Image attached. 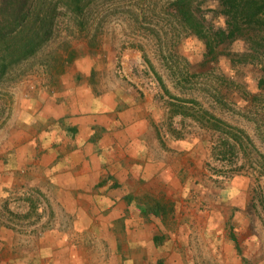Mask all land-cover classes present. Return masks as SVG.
Instances as JSON below:
<instances>
[{
  "label": "rangeland",
  "instance_id": "1",
  "mask_svg": "<svg viewBox=\"0 0 264 264\" xmlns=\"http://www.w3.org/2000/svg\"><path fill=\"white\" fill-rule=\"evenodd\" d=\"M49 1L59 11L51 39L0 74V154L23 138L24 99L94 84L138 106L163 148L178 151L181 181L195 180V204L213 217L212 245L197 238L196 263L264 264V51L241 37L207 48L179 9L189 4L211 36L225 28L214 0Z\"/></svg>",
  "mask_w": 264,
  "mask_h": 264
},
{
  "label": "crops",
  "instance_id": "2",
  "mask_svg": "<svg viewBox=\"0 0 264 264\" xmlns=\"http://www.w3.org/2000/svg\"><path fill=\"white\" fill-rule=\"evenodd\" d=\"M41 90L0 154V264H197L213 217L139 107L89 83Z\"/></svg>",
  "mask_w": 264,
  "mask_h": 264
},
{
  "label": "trees",
  "instance_id": "3",
  "mask_svg": "<svg viewBox=\"0 0 264 264\" xmlns=\"http://www.w3.org/2000/svg\"><path fill=\"white\" fill-rule=\"evenodd\" d=\"M214 1L225 28L211 36L201 31L199 23L191 16L189 4L181 5L179 9L191 30L205 39L207 48L213 52L212 41H232L241 37L253 49L264 51V0ZM58 12L57 6L49 0H0L1 75L9 65L35 56L51 39Z\"/></svg>",
  "mask_w": 264,
  "mask_h": 264
}]
</instances>
